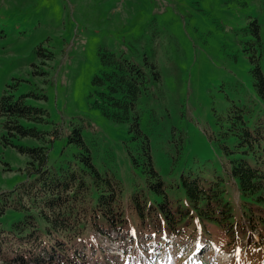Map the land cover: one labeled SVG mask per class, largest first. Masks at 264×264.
Listing matches in <instances>:
<instances>
[{"label": "rangeland", "instance_id": "obj_1", "mask_svg": "<svg viewBox=\"0 0 264 264\" xmlns=\"http://www.w3.org/2000/svg\"><path fill=\"white\" fill-rule=\"evenodd\" d=\"M112 55L144 73L135 112L170 199L183 195L182 176H190L222 186L236 201L231 162H254L239 145L237 116L264 144V98L252 74L256 56L264 77V0H0V99L11 91L43 109L51 124L40 129L58 127L66 136L81 128L98 170L121 182L124 213L134 216L133 193L151 196L127 151V146L135 151L137 141L131 142L129 123L114 122L95 104L94 78L104 76L109 68L103 61ZM61 147L57 142L49 151L51 164L64 162L69 152L59 155ZM27 162L25 154L0 139V196L30 180ZM136 238L147 249L159 241ZM249 238L233 250L214 241L217 249L189 256L193 240L180 239L185 253L180 241L172 242L162 251L164 261L136 242L130 245V264L144 258V264H264V245L248 252ZM253 239L259 243L258 233ZM99 242L96 251L86 248L89 263L122 264L117 243Z\"/></svg>", "mask_w": 264, "mask_h": 264}, {"label": "trees", "instance_id": "obj_2", "mask_svg": "<svg viewBox=\"0 0 264 264\" xmlns=\"http://www.w3.org/2000/svg\"><path fill=\"white\" fill-rule=\"evenodd\" d=\"M252 61L256 63L252 70L254 86L264 98L259 60L254 56ZM103 62L109 69L103 77L94 78L99 86L95 104L114 122L129 123L131 142L137 141V149L127 146V151L133 168L145 175L151 196L135 191L131 199L134 216L125 214L121 182L113 174L98 170L81 128H73L66 136L58 127L40 129L39 125L51 124L47 113L27 105L24 96L15 98L7 91L0 99V139L4 146H12L28 157L26 172L30 180L0 196V264H90L86 248L96 250L99 238L111 237L112 233L119 235L123 246H129L123 254L124 264L132 261L130 239L141 234L149 238L173 234L183 241L206 237L230 250L250 236L245 250L260 251L264 245L261 136L253 134L242 115L237 116L234 125L242 131L239 145L254 162H231L229 175L237 186L236 201L222 186L207 185L190 176H182L183 195L171 200L154 165L150 139L135 112L144 73L114 55ZM21 139L38 144L15 143ZM57 142L63 144L59 155L69 153L64 162L51 164L49 151ZM255 233L259 243L253 241Z\"/></svg>", "mask_w": 264, "mask_h": 264}]
</instances>
